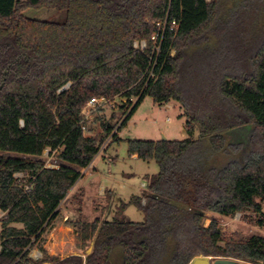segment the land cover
I'll return each mask as SVG.
<instances>
[{
    "label": "trees",
    "instance_id": "trees-1",
    "mask_svg": "<svg viewBox=\"0 0 264 264\" xmlns=\"http://www.w3.org/2000/svg\"><path fill=\"white\" fill-rule=\"evenodd\" d=\"M28 9L64 20L29 18ZM221 13L220 0H0V264H113L116 249L120 264H264V238L220 245L217 222L204 226L207 213L253 211L264 227V0ZM117 97L126 100L118 132L150 97L179 105L187 137L127 140L129 154L158 166L142 196L120 205L143 220L80 221L90 252L49 257L45 228L100 150L81 112ZM45 150L58 152V168L37 159ZM215 153L229 159L209 164Z\"/></svg>",
    "mask_w": 264,
    "mask_h": 264
},
{
    "label": "rangeland",
    "instance_id": "rangeland-1",
    "mask_svg": "<svg viewBox=\"0 0 264 264\" xmlns=\"http://www.w3.org/2000/svg\"><path fill=\"white\" fill-rule=\"evenodd\" d=\"M239 1L220 0L221 14L224 15ZM24 14L37 20L55 22L64 20V13L54 10L28 9ZM261 24H264V19ZM134 101L135 98H132L131 102L134 103ZM124 106H126V100L117 97L112 100L107 99L100 106L85 112L87 119L84 120V135L94 138L99 144L101 142L98 154H105L108 146L118 140H115L114 136H118V127L125 112ZM185 121L182 110L176 102L157 105L150 97H146L120 131L121 141L109 150L110 153H114L115 159L111 161V158L104 157V160L102 155H98L94 158L91 168L80 170L82 175L61 202L58 217L45 228L42 248L47 256L64 259L72 255L84 257L90 252L92 242L82 240L76 226L80 221L92 222L95 218L99 221H110L117 218L141 222L143 214L135 205H128L125 209H121L120 205L127 204L133 196H142L146 190V187H142L146 183L144 177L157 174L158 166L154 160L147 163L132 158L128 153L127 140H161L162 134L166 140H183L187 137L184 128ZM108 128L111 130L109 135L106 134ZM197 136L198 131H195L194 137ZM7 155L29 161L35 159L18 154ZM57 155L58 152L45 150L37 159L47 168H58L60 162ZM208 156V163L216 166L224 165L229 159L223 153L208 154ZM16 177L22 178V175L17 174ZM258 218L259 214L253 211L236 213L232 216L207 213L204 226H208L211 220L216 221L224 240L220 245H224L226 242L239 241L251 236L264 238V227L257 225ZM16 226L22 227L21 224H16ZM118 251L119 249L115 250L116 254L112 258L113 264L121 262ZM30 254L35 259L43 257L38 249H33ZM221 259L235 260V264H251L232 258ZM214 261L215 259H212L211 264Z\"/></svg>",
    "mask_w": 264,
    "mask_h": 264
},
{
    "label": "crops",
    "instance_id": "crops-1",
    "mask_svg": "<svg viewBox=\"0 0 264 264\" xmlns=\"http://www.w3.org/2000/svg\"><path fill=\"white\" fill-rule=\"evenodd\" d=\"M172 102V101H171ZM171 102H169V103H171ZM169 103H166V104H162V105H167V104H169ZM156 104V103H155ZM157 105H159V104H157ZM162 136H163V134H162ZM118 140L116 141V142H114L113 144H110L109 146H108V148L106 149V152H105V154H102V153H100V154H97V156L98 155H102V158H108L109 157V159L111 158V161H113L114 159H115V157H114V153H110V149H112L113 148V145L114 144H117L119 141H121V138H120V132H118V136L116 137ZM151 141H159V140H151ZM99 153V152H98ZM130 156L132 157V158H136V159H138V160H141V159H139L138 157H137V154H130ZM105 158H104V160H105ZM141 161H143V160H141ZM149 161H151V160H149ZM149 161H143V162H149ZM93 163V162H92ZM92 163H91V165H92ZM91 165L88 167V168H91ZM87 168V169H88ZM87 173V172H86ZM146 177L147 176H145L144 178H145V180H146ZM146 185H147V180H146V183L145 184H143V186L142 187H146ZM105 190V189H104ZM103 190V191H104ZM106 191V190H105ZM110 192V191H109ZM133 197H135V196H133ZM133 197H131L130 198V200L133 198ZM129 200V201H130ZM95 219H98V218H95ZM13 226H15V227H18V226H16V224H14ZM1 231V230H0Z\"/></svg>",
    "mask_w": 264,
    "mask_h": 264
},
{
    "label": "built area",
    "instance_id": "built-area-1",
    "mask_svg": "<svg viewBox=\"0 0 264 264\" xmlns=\"http://www.w3.org/2000/svg\"><path fill=\"white\" fill-rule=\"evenodd\" d=\"M157 36H153L152 39L153 40H156ZM141 47L144 48L145 47V44L144 43H141ZM154 50H158V46H156L154 48ZM107 99H104V98H93L91 100L88 101V103L85 105V107L83 108L82 112H81V116H82V119L83 121L85 119H87V114H85V112L89 109H92V108H96L98 106L101 105V103L105 102ZM89 115V114H88ZM142 203L144 204L145 203V199L142 200Z\"/></svg>",
    "mask_w": 264,
    "mask_h": 264
},
{
    "label": "water",
    "instance_id": "water-1",
    "mask_svg": "<svg viewBox=\"0 0 264 264\" xmlns=\"http://www.w3.org/2000/svg\"><path fill=\"white\" fill-rule=\"evenodd\" d=\"M161 141H166V138L162 136ZM212 259H215L213 264H235V260L221 258L217 259L213 257H198L194 259L191 264H211Z\"/></svg>",
    "mask_w": 264,
    "mask_h": 264
}]
</instances>
